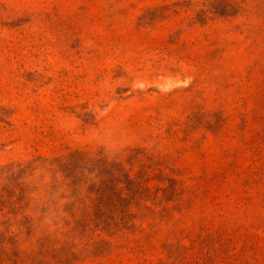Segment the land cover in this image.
Instances as JSON below:
<instances>
[{
    "label": "rangeland",
    "instance_id": "obj_1",
    "mask_svg": "<svg viewBox=\"0 0 264 264\" xmlns=\"http://www.w3.org/2000/svg\"><path fill=\"white\" fill-rule=\"evenodd\" d=\"M0 264H264V0H0Z\"/></svg>",
    "mask_w": 264,
    "mask_h": 264
}]
</instances>
